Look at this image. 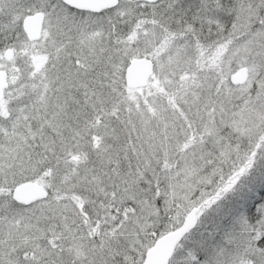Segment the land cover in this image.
<instances>
[{
	"label": "snow or ice",
	"instance_id": "1",
	"mask_svg": "<svg viewBox=\"0 0 264 264\" xmlns=\"http://www.w3.org/2000/svg\"><path fill=\"white\" fill-rule=\"evenodd\" d=\"M0 264H264V0H0Z\"/></svg>",
	"mask_w": 264,
	"mask_h": 264
}]
</instances>
